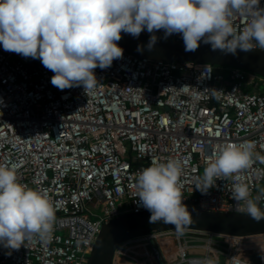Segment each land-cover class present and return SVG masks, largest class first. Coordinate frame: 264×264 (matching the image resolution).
Returning a JSON list of instances; mask_svg holds the SVG:
<instances>
[{
    "label": "built area",
    "instance_id": "2783aa9c",
    "mask_svg": "<svg viewBox=\"0 0 264 264\" xmlns=\"http://www.w3.org/2000/svg\"><path fill=\"white\" fill-rule=\"evenodd\" d=\"M246 22L235 21L241 28ZM141 33L165 38L163 30ZM167 38L183 40L178 33ZM94 72L99 83L89 96L82 85L60 90L40 59L0 45V162L17 164L21 182L46 191L58 208L49 238L34 236L10 255L0 246V264H87L104 223L147 211L138 203L137 174L153 160L183 161L188 206L237 211L232 187L239 181L218 180L207 195L195 185L220 143L254 141L264 154L263 76L240 67L155 61L125 49ZM258 169L264 164L254 161L240 176L264 210ZM261 249L264 234L184 229L178 238L170 229L122 241L113 264H201L210 257L218 264H264Z\"/></svg>",
    "mask_w": 264,
    "mask_h": 264
},
{
    "label": "clouds",
    "instance_id": "9594fccd",
    "mask_svg": "<svg viewBox=\"0 0 264 264\" xmlns=\"http://www.w3.org/2000/svg\"><path fill=\"white\" fill-rule=\"evenodd\" d=\"M260 4L261 0H0V45L40 59L54 73L51 83L58 89L82 85L89 96L99 83L94 69H106L123 57L118 44L122 33L138 37L144 30H163L165 38L182 34L185 51L197 50L201 42L233 55L237 50L264 49ZM237 17L247 18L242 28L235 23ZM157 39L151 35L149 50ZM137 51L142 52L143 46L138 45ZM256 149L254 141L218 144L215 155L205 159L195 190L207 195L218 180L233 178L239 181L232 187L237 212L264 220L261 196L252 198L240 176L254 161L264 164V154ZM183 171V161L172 158L153 160L137 174L136 195L139 205L151 213L149 223L175 225L178 238L194 222L193 211L184 203ZM257 171L264 177V170ZM57 211L46 191L21 182L17 164L0 162V246L10 250L8 255L34 236L49 238ZM203 264H218V258Z\"/></svg>",
    "mask_w": 264,
    "mask_h": 264
},
{
    "label": "water",
    "instance_id": "95a60500",
    "mask_svg": "<svg viewBox=\"0 0 264 264\" xmlns=\"http://www.w3.org/2000/svg\"><path fill=\"white\" fill-rule=\"evenodd\" d=\"M149 40L150 36L142 33L138 37L122 33L118 44L134 55L155 61H190L208 63L215 67H240L264 77V49L254 48L249 52L237 50V53L233 55L225 54L220 50L213 51L210 44L201 42L197 50L185 51L183 40L168 39L160 35L154 47L149 50L147 48ZM138 45L143 46L142 52L137 51ZM188 207L193 211L194 222L185 229L239 236L264 234V220L257 222L246 213ZM150 215L148 210L126 212L104 223L93 245L87 264H113L115 250L122 241L135 236L175 229V225L172 224L149 223Z\"/></svg>",
    "mask_w": 264,
    "mask_h": 264
},
{
    "label": "rangeland",
    "instance_id": "374dc122",
    "mask_svg": "<svg viewBox=\"0 0 264 264\" xmlns=\"http://www.w3.org/2000/svg\"><path fill=\"white\" fill-rule=\"evenodd\" d=\"M257 191H262V192H264V182L258 186ZM170 244H171V243H170ZM167 246H168V245H167ZM171 246H172V245H171Z\"/></svg>",
    "mask_w": 264,
    "mask_h": 264
},
{
    "label": "trees",
    "instance_id": "16d2710c",
    "mask_svg": "<svg viewBox=\"0 0 264 264\" xmlns=\"http://www.w3.org/2000/svg\"><path fill=\"white\" fill-rule=\"evenodd\" d=\"M169 242L171 243V240L169 239ZM172 244V243H171Z\"/></svg>",
    "mask_w": 264,
    "mask_h": 264
},
{
    "label": "bare ground",
    "instance_id": "6f19581e",
    "mask_svg": "<svg viewBox=\"0 0 264 264\" xmlns=\"http://www.w3.org/2000/svg\"><path fill=\"white\" fill-rule=\"evenodd\" d=\"M166 246V245H165Z\"/></svg>",
    "mask_w": 264,
    "mask_h": 264
}]
</instances>
